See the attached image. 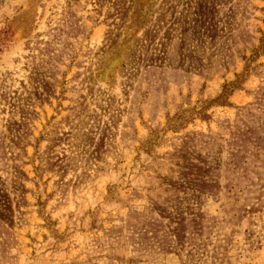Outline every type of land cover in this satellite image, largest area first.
I'll use <instances>...</instances> for the list:
<instances>
[{
  "label": "rangeland",
  "instance_id": "obj_1",
  "mask_svg": "<svg viewBox=\"0 0 264 264\" xmlns=\"http://www.w3.org/2000/svg\"><path fill=\"white\" fill-rule=\"evenodd\" d=\"M0 264H264V0H0Z\"/></svg>",
  "mask_w": 264,
  "mask_h": 264
},
{
  "label": "trees",
  "instance_id": "obj_2",
  "mask_svg": "<svg viewBox=\"0 0 264 264\" xmlns=\"http://www.w3.org/2000/svg\"><path fill=\"white\" fill-rule=\"evenodd\" d=\"M228 94H229V89L225 88L224 91L222 92V94L219 96L218 101L220 102V101L224 100Z\"/></svg>",
  "mask_w": 264,
  "mask_h": 264
}]
</instances>
